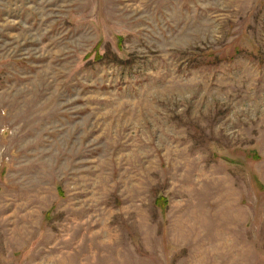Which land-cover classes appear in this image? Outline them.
<instances>
[{"label":"rangeland","instance_id":"rangeland-1","mask_svg":"<svg viewBox=\"0 0 264 264\" xmlns=\"http://www.w3.org/2000/svg\"><path fill=\"white\" fill-rule=\"evenodd\" d=\"M0 264H264V0H0Z\"/></svg>","mask_w":264,"mask_h":264}]
</instances>
